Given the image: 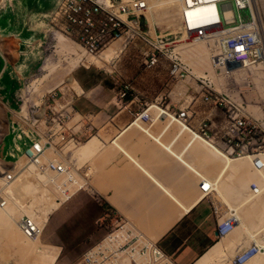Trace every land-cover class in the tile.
I'll use <instances>...</instances> for the list:
<instances>
[{"label": "rangeland", "instance_id": "rangeland-1", "mask_svg": "<svg viewBox=\"0 0 264 264\" xmlns=\"http://www.w3.org/2000/svg\"><path fill=\"white\" fill-rule=\"evenodd\" d=\"M60 1L0 0V157L12 161L14 159V163L0 160V171L13 167L22 168L21 174L15 175L12 185L15 188L20 187V190L24 189L23 198L15 201L10 198L12 196L7 188V205L0 207V264H28L37 238L44 242V245L46 243L48 250L55 252L54 264H75L80 258L81 261L77 264H168L164 255L161 259L154 260L147 245L144 246L147 241L142 237H138L139 242L135 246L127 247L131 242H135L132 236L139 233L134 228L131 233L126 227L125 231L120 230L125 218L122 221L120 214L114 212V208L112 209L102 196L97 195V191L89 187L90 157L78 159L72 154L77 144H84L86 139L79 143L66 141L63 149L59 151L65 161L73 166L74 171L68 170L69 173L74 172L78 180L75 185H64L63 178L43 175L36 169L33 170L32 164H28L21 154L23 149L20 151L27 136L25 132H28L31 138L30 132L33 130L46 132L48 128L55 130V127H59L48 122L55 104L53 98L59 99L60 104L62 93L69 87H75L70 83L76 82L77 78L90 82L103 78V75L111 71L109 73H112L113 78L107 75L108 79L132 87L131 83L136 82L138 76L150 78L149 75H152L156 86L167 87L177 98L176 104H170L169 114L173 115L172 112L180 110L187 111L184 123L199 130L205 124L208 140L219 145L229 156L241 157L239 148L235 147L232 154V147L221 146V138L229 120L228 113L231 112L254 126L244 141H254L255 148L264 146V61L251 60L248 65L217 68L222 63L220 58H216L217 54H214L213 50L219 42L203 39L199 43H191L192 45H179L178 41L181 39L183 42L185 34L179 31L181 26L177 19L178 3L164 6L162 0H148L153 8L150 20L152 23L146 24V30L151 35L162 37L171 43L175 41L166 53L168 56L176 54L180 57L183 71L177 75L171 73V61L164 54H161L157 65L147 66L141 53L145 45L138 39L125 43L121 38L117 40L119 43L114 45L115 50L109 49L113 42L97 53L85 50L87 54L81 57L69 51L58 53L57 37L61 31L65 33V25L60 16ZM258 8L264 27V0H259ZM130 91L129 88L127 94ZM205 95L211 99L206 100ZM118 97L121 98L120 95ZM145 106L144 104L143 107ZM54 109H58L57 104ZM151 111L155 112L154 109ZM165 111L161 108L162 113ZM213 148L226 157L219 148ZM77 152L83 153L79 148ZM196 152L194 151L195 156ZM247 154L249 153L244 155ZM98 158L95 156L91 163L95 164ZM198 169L214 179L218 178V170H212L208 165L203 164L202 168ZM226 170L224 167L221 177L219 176V186L231 202L226 200L229 205L226 204L225 199L216 190L213 191L210 202L222 211L231 209L230 203L240 206L245 214L251 212L253 218L251 221L247 220L249 230H246L234 214L236 224L239 223L236 227L239 236L234 247H227L228 240L225 251L214 255L209 264H234L233 258L240 249L249 244L264 245V191L252 195L248 190L252 181L264 186V177L235 170L233 167ZM253 172H256L255 169ZM252 197L253 199L246 203V200ZM55 202L60 204L42 225L39 236H33L35 241L21 232L17 219L22 214L26 211L35 215L42 214L40 208ZM243 212L240 211L242 217ZM127 216L128 220H132L130 215ZM110 233L117 234V240H114L117 246L111 243L113 249L109 245L110 251L103 249V252L86 256L92 247ZM138 244L143 247L141 253L136 247ZM263 263L264 251H260L246 264Z\"/></svg>", "mask_w": 264, "mask_h": 264}, {"label": "crops", "instance_id": "crops-1", "mask_svg": "<svg viewBox=\"0 0 264 264\" xmlns=\"http://www.w3.org/2000/svg\"><path fill=\"white\" fill-rule=\"evenodd\" d=\"M109 72L90 82L77 78L70 83L75 87L61 92L63 98L60 104L56 100L58 109L54 112L62 115V133L76 143L96 138L97 147L85 149L90 153L83 149V153L77 152L81 142L72 154L78 159L90 157L89 187L120 214L122 221L125 218L120 230L126 227L131 233L134 228L139 233L132 236L135 242L127 247L135 246L142 237L152 251L155 245L168 256L164 255L168 264H195L221 239L214 205L201 197L196 173L204 172L198 169L204 164L218 170L219 177L226 157L213 147L225 150L200 135L199 129L184 125L183 118L169 114L170 104H176L177 98L167 87L156 86L152 75L138 76L131 83V91L119 98L120 84L108 79L107 75L113 78ZM147 102L152 103L149 110H155L151 113L153 121L133 120L134 113ZM162 105L168 109L164 107V113ZM48 130L49 136L58 137ZM95 156L101 158L98 164L99 158L91 163ZM127 214L132 220L126 218ZM238 236L236 229L227 247H234ZM116 238L117 234L106 235L86 256L103 249L110 251L109 245L117 246ZM136 247L141 253L143 247Z\"/></svg>", "mask_w": 264, "mask_h": 264}, {"label": "built area", "instance_id": "built-area-1", "mask_svg": "<svg viewBox=\"0 0 264 264\" xmlns=\"http://www.w3.org/2000/svg\"><path fill=\"white\" fill-rule=\"evenodd\" d=\"M254 2L256 4V0ZM203 3H213V8L208 7L199 12L191 11L192 7ZM59 6L60 16L65 25V33L89 53H97L121 37L125 43L138 39L145 45L141 52L144 62L151 67L159 63L161 54L168 56L166 51L175 42L171 43L162 37L153 36L144 28V23H149L145 15L148 0H61ZM227 7L232 11L229 18L225 15ZM177 17L181 26L179 31L185 36L189 33L193 39H215V41H218V38L223 39V52L218 54L220 52L219 45L217 47L214 46L213 50L214 54L217 53L216 58L221 56L222 59V64L217 66V68L225 69L229 66L243 64L245 61L254 60L253 62H255L263 58L264 36L255 22L252 0H179ZM168 59L171 61V73L177 75L183 71L181 59L178 55H169ZM129 88L131 89L127 84L120 85L118 95L124 98ZM207 96L205 95L206 100L211 99ZM53 101L55 104L53 105L51 116L48 117V122L59 127H55V130L51 128L47 130L53 131L58 137L54 139L51 137L52 135L49 136L46 133L47 131L33 130L30 132L32 134L30 138V134L25 132L27 136L23 140L24 146L23 148L20 147V151L23 149L21 154L29 164L33 165V170L36 169L43 175L63 178L64 185H70V183L75 185L78 180L74 172L69 173L68 171H74L73 166L65 161L59 152L63 149L62 147L66 141H73V139L65 138L62 133V115L55 114L56 99H53ZM145 105V107L134 113V120L140 119L142 122L153 121L151 116L153 111L149 110L150 103H145ZM172 113L183 118L184 122L186 121L187 111L180 110ZM228 117L229 120L226 122V129L223 131L222 144L220 145L232 147V154L235 151V147L239 148L240 156L252 153L254 160L252 167L260 170L264 175V146L255 148L253 146L254 141H244L246 135L252 131L254 126L235 113L229 112ZM206 130L207 127L203 124L200 129V135L208 138ZM6 154L10 155L9 153ZM0 160L5 161L6 159L0 157ZM6 161L14 163V159L13 161ZM22 170V168L16 169V167H13V169L1 171L0 188L4 186V191L16 178L15 175H20ZM196 176L199 180L201 197L211 199L214 190L213 178L204 172L196 173ZM50 183L53 186L52 182ZM248 190L250 194L258 195L264 191V186L262 188L256 181H252ZM2 194L3 192L0 193V207H5L7 199ZM213 209L216 218L217 235L222 237L235 227L236 218L234 211L231 212V209L222 211L216 206ZM19 227L24 235L33 237L42 230L43 226L41 227L34 214L26 211L19 218ZM147 249L150 250V248ZM260 251H264V245L249 244L237 252L236 257L233 258V263L242 264L253 254ZM163 255L165 254L162 250L154 245L152 252L154 260L161 259Z\"/></svg>", "mask_w": 264, "mask_h": 264}, {"label": "bare ground", "instance_id": "bare-ground-1", "mask_svg": "<svg viewBox=\"0 0 264 264\" xmlns=\"http://www.w3.org/2000/svg\"><path fill=\"white\" fill-rule=\"evenodd\" d=\"M159 2H160V0H158ZM158 1L156 2V4L158 3ZM162 1H164V6L165 5H168V4H174V5H177V3H179V0H175V2H171V0H162ZM161 1V2H162ZM151 2V1H150ZM150 2L148 3V6H147V9H146V11H145V15H146V19L149 21V23H150V25H151V13H152V5L150 4ZM53 3V2H52ZM56 3H58V2H56ZM153 3V2H152ZM155 4V5H156ZM161 4V3H160ZM163 4V3H162ZM258 4H259V0H256V4H255V2H254V0H252V10H253V12H254V15H255V22H256V24H257V27H258V29L260 30V32H261V34L264 36V27H262V25L263 24H261V21H260V12H259V8H258ZM158 5V4H157ZM208 7H212L213 8V3H203V4H201V5H197V6H194V7H192L191 8V11L192 12H199V11H201V10H203V9H206V8H208ZM227 10H225V15H226V17L227 18H229L230 17V15L232 14V11L229 9V7H227L226 8ZM149 25V26H150ZM203 25V24H202ZM262 28H263V31H262ZM150 30H152L151 28H150ZM153 31V30H152ZM262 36V37H263ZM58 44H57V47H58V49H57V52L58 53H60V52H62V51H69L70 53H72V54H74V55H76V56H78V57H81V56H83V55H85V54H87L86 53V51H85V49L82 47V46H80L79 44H77V43H75L74 41H73V39L72 38H70L69 36H67L64 32H60L59 33V35H58ZM122 38V37H121ZM120 38V39H121ZM120 39H117V40H120ZM184 39V41L183 42H181V39L178 41L179 43V45L181 44L182 46L184 45V46H186L187 44H190V45H192L191 43H199L200 41H203L202 39L201 40H199V39H193L192 37H191V35L189 34V33H187V35L185 36V38H183ZM117 40H115L114 41V43L111 45V47L109 48L111 51L112 50H115V44L117 43H119V42H117ZM208 40H210V41H215V39L214 40H212V39H208ZM198 41V42H197ZM218 41H219V46H220V52H218V54H221L222 52H223V39L222 38H218ZM117 46V45H116ZM263 46H264V40H263ZM222 50V51H221ZM111 51H107V52H111ZM88 52V51H87ZM200 53V55L202 54L201 52H199ZM217 54V53H216ZM93 55H95V54H93ZM208 55V54H207ZM94 57V56H93ZM91 58V57H90ZM96 58V57H95ZM220 58V63H222V59H221V56H218V59ZM93 59V58H92ZM97 61V60H96ZM264 61V55H263V58H262V62ZM248 62H250V61H245L243 64L244 65H248L247 63ZM102 63V62H101ZM97 64H98V62H97ZM100 64V63H99ZM243 64H240V65H242L243 66ZM259 66H261V64L259 65ZM75 84V83H74ZM162 108V107H161ZM163 110L165 109V108H162ZM178 118V117H177ZM181 120V119H180ZM183 123H184V121L183 120H181ZM185 124V123H184ZM186 126H188L187 124H185ZM3 133V132H2ZM2 135V134H1ZM6 134L4 133V136H5ZM97 145H98V142H97V140H96V138H91V139H89L87 142H85L83 145H82V148H81V151H82V149H83V151H85V149H94V148H96L97 147ZM203 145V144H202ZM94 151V150H93ZM224 152V151H223ZM225 154H226V163H225V170L227 169H230V167H233L235 170H242V172H246V173H248V172H250V173H252V174H260V176H262V177H264V175L262 174V172L260 171V170H257V169H255V171L256 172H253V170H254V168L252 167V163H253V154L252 153H249V154H247V155H244V156H241V157H231V156H229L226 152H224ZM29 164V163H28ZM30 165H31V163H30ZM29 165V166H30ZM31 167V166H30ZM226 170V171H227ZM244 170V171H243ZM1 172V171H0ZM23 175V174H22ZM21 175V176H22ZM221 175H222V173L220 174V177H221ZM20 177V176H19ZM249 178V177H248ZM0 179H1V174H0ZM19 180V179H18ZM244 180V179H243ZM44 181V180H43ZM13 182H14V180L11 182V184L7 187L8 188V191L10 192V194H11V196L12 197H10V198H13L15 201L16 200H19V199H21V198H23V193H24V189H21L20 190V187H14L12 184H13ZM213 183H214V190H216V191H218L220 194H221V196H222V198L223 199H225V202H226V200H228V201H230L228 198H229V196L227 197L226 195H225V192L224 191H222L221 189H220V186H219V177L218 178H215V179H213ZM61 185H63V184H61ZM262 186V188H263V185H261ZM3 188H4V186L2 187V188H0V193L1 192H3V194H4V196L6 197V195H7V193L5 194V192H7V188L3 191ZM213 190V191H214ZM2 194V195H3ZM32 194V193H31ZM230 195V194H229ZM39 198V197H38ZM6 199V198H5ZM253 199V197L252 198H250V199H248V200H246V203H248L249 201H251ZM20 201V200H19ZM227 201V202H228ZM39 202V201H38ZM226 202V204H228ZM231 202V201H230ZM258 203V204H257ZM256 204H257V206L259 205V202H257ZM60 204V202H55V203H52V204H50V205H48V206H46V207H44V208H40L39 209V211L40 212H42V214H40V213H38V215H35L36 217H37V219H38V221H39V223H40V225H41V227H42V225H44L45 223H46V221L48 220V218H49V215L57 208V205H59ZM256 204L254 205V207H256ZM229 205V204H228ZM229 207V206H228ZM230 208L234 211V214L235 215H237L238 217H237V221L244 227V229H246V230H249V226H248V223H247V220H252V218H253V214L251 213V212H249V213H244L243 212V209H240V206H233V204H231L230 203ZM3 209H5V208H3ZM257 209V208H256ZM6 211V210H5ZM240 211L241 212H243V215H244V217H242V215H240ZM9 215H10V213L8 212V211H6ZM5 212V214H6V216H7V213ZM256 213V212H255ZM12 214V213H11ZM4 215V214H3ZM43 215V216H42ZM5 216V215H4ZM13 218V217H12ZM20 218V217H19ZM11 220H13V219H11ZM16 220V219H15ZM18 220V222H19V219H17ZM17 220H16V222H17ZM239 223L238 224H235V227L232 229V230H230L226 235H224V236H222V237H220L221 239L219 240V241H217L216 243H215V245L206 253V254H204L195 264H209L210 262H211V260H213V257H214V255H218L219 253H221L222 251H223V249L224 248H226V246H227V242H228V240H229V236L236 230V227H238L239 226ZM41 232V231H40ZM40 232H38L37 234H36V236H39V234H40ZM31 239L32 240H34V238L33 237H31ZM36 240V242L34 243V245H33V247H32V250H31V252H30V258H31V260H29V263L28 264H53L54 263V261H55V252H51L52 250H48L47 248H48V246H46V243H45V245L42 243V242H40V240H38V238L37 239H35ZM34 240V241H35ZM147 245V247L148 248H150V251H151V253L153 252L152 250H151V247H150V245L148 244V242H145L144 243V245ZM47 245H49V244H47ZM145 245V246H146ZM50 246V245H49ZM53 245H51L50 247H52ZM55 250V249H54ZM56 250H57V248H56ZM139 250V249H138ZM225 251V250H224ZM135 254H137L136 252H135ZM254 255V254H253ZM252 255V256H253ZM138 256V255H137ZM140 256V255H139ZM251 256V257H252ZM251 257H249L246 261H244V263H242V264H246L247 262H248V260L251 258ZM137 258H139V257H137ZM264 264V263H263Z\"/></svg>", "mask_w": 264, "mask_h": 264}, {"label": "clouds", "instance_id": "clouds-1", "mask_svg": "<svg viewBox=\"0 0 264 264\" xmlns=\"http://www.w3.org/2000/svg\"><path fill=\"white\" fill-rule=\"evenodd\" d=\"M144 28L146 29V23H144Z\"/></svg>", "mask_w": 264, "mask_h": 264}, {"label": "trees", "instance_id": "trees-1", "mask_svg": "<svg viewBox=\"0 0 264 264\" xmlns=\"http://www.w3.org/2000/svg\"><path fill=\"white\" fill-rule=\"evenodd\" d=\"M107 204V203H106Z\"/></svg>", "mask_w": 264, "mask_h": 264}]
</instances>
